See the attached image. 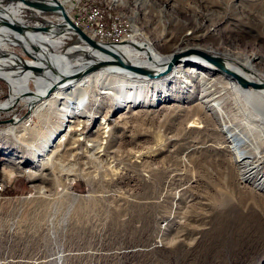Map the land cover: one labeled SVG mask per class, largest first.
I'll return each mask as SVG.
<instances>
[{"label": "rangeland", "instance_id": "374dc122", "mask_svg": "<svg viewBox=\"0 0 264 264\" xmlns=\"http://www.w3.org/2000/svg\"><path fill=\"white\" fill-rule=\"evenodd\" d=\"M30 1L62 5L77 25L63 0ZM77 5L102 12L99 34L131 26L135 38L128 40L133 32L123 31V44H114L120 37L94 39L78 26L93 40L126 45L132 56L120 52L131 64L153 67L148 54L167 59L210 48L230 56L237 67L236 61L258 58L259 75L251 76L264 80V0H77ZM0 15L48 28L38 31L40 38L63 39L52 55L90 47L73 44L79 36L61 11L0 0ZM6 30L0 26V32ZM3 45V52L33 61L24 49ZM39 65L45 69L37 84L47 90L61 71ZM210 67L215 71H203L206 83L176 78L153 98L121 108L100 94L114 75L104 78L85 95L88 112L97 116L83 124L87 138H68L50 165L41 164L34 148L60 126L56 108L37 114L36 106L30 112L23 98L7 109L10 91L11 99L39 91L32 82L22 90L0 76L9 84L0 80V182L7 184L0 191V264H264L260 117L245 98L220 81L212 83L222 72ZM207 87L211 94L205 98ZM103 119L109 129L99 135ZM95 141L94 153L89 145Z\"/></svg>", "mask_w": 264, "mask_h": 264}, {"label": "bare ground", "instance_id": "6f19581e", "mask_svg": "<svg viewBox=\"0 0 264 264\" xmlns=\"http://www.w3.org/2000/svg\"><path fill=\"white\" fill-rule=\"evenodd\" d=\"M19 1L23 2L22 0ZM63 1L65 2V5L71 9L69 2H66L65 0ZM94 14H99L98 10L95 11ZM7 23H14L24 27H32L14 18L0 15V26H8L10 29L0 32V76L12 78V84L21 87L22 90H25V88L28 87L32 82L39 91L37 93H33V96L21 93L19 96H16L13 99H11L12 93L10 91V100L8 99V105L6 104L7 109L11 108L15 102L25 98L28 100L31 107L30 112L36 106L39 107V109L37 108V114L39 112H42V114L49 113L52 109L56 108L58 118L61 120L60 126H58L56 129L57 131L51 134L52 136L50 135V138L44 140L40 145V148H34L42 165L51 164V161L59 151L58 148L65 144L68 138L75 139V141H83L85 138H87L85 136L86 131H84L85 126L83 124L89 125L90 120H95L97 116L88 112L85 95L90 93L92 88L99 84V82L104 81V78H109L111 74V76L114 75L111 85L110 83H107L109 86H104L103 89H101L100 94L104 95L102 97H107L110 100L112 99L115 106L121 108L128 107V105L133 101H146L149 98H153L159 88L165 87V85L169 82H172L173 79H184L183 83L187 84L192 83V81H195V79H205L206 83L209 80V77H207L203 71H215L213 67H210L211 64L207 63L205 60H203V58H200L199 56H185L181 60L183 63L180 62V64L174 66L175 69H173L168 75L157 79L148 78V76H141L133 70L120 66L117 63L118 60L125 62L133 68H137L145 72H159L163 71L167 67L171 57L167 59H157L151 54H148V56H150L149 62L151 64L153 63V67L134 65L131 64L127 59L128 57L132 56V53L127 50L126 45L118 46L117 48L113 47L118 59L102 50L94 48L93 50L91 46L84 48H71L67 50V54L65 53L62 55L58 52V55L56 56L52 55V53H56L57 50L63 46V39L56 38L53 40H48L46 38H40L38 34L39 32L37 30L27 28L22 31V33H17V31L12 29ZM75 26L78 27L77 25ZM129 28H131V26ZM131 32H133V36L128 40L135 38L134 31L131 30ZM27 34L31 36L35 42L33 43L35 49H33L34 51H29L30 39L28 38L29 36ZM100 34L104 33L101 32ZM90 37L94 38L93 36ZM119 37L120 34H112V39ZM62 38H67V34H64ZM80 39L83 40L82 38ZM126 39V37H123L121 43L118 42L114 44H123L125 41H127ZM3 43H10L24 49L25 53L29 55L33 61L27 63V61L18 54L10 51L3 52V48L5 47ZM197 47L203 49L201 46ZM120 49H124L121 52H124L126 56H128L127 58L120 52ZM206 50H208V52H204L205 54L209 56H214L211 55V53L216 54L217 56L215 55V57L220 58L228 70L241 77H244L251 83L249 87L252 88H243L238 82L235 81L236 79L234 77L233 78L235 80L231 78L232 76H229L223 72L219 73L213 82L211 81L212 83L215 81L222 82L228 89L246 99L247 103L252 107L255 117H257V119L260 117V119L257 120L259 129L256 131L262 132V135L259 133L258 136H264V80L257 78L255 79L253 76H251L252 74L259 75L260 70H257L258 67L255 65V61H257L258 58L252 57L243 61H236L238 64L240 63L239 67H237L235 66V62L229 58L230 56L228 57L227 54H218L210 48ZM187 57H196L199 60L194 58L188 59ZM10 59H16L19 61V63H15ZM41 62L50 69L61 71V74L56 78V81H54L52 86L47 90H44L41 83L37 84L38 81L44 76L42 72L44 71L45 67H43V65H39ZM32 63H38V65L33 66ZM98 63H104V66L83 76L84 71ZM187 64L191 66L186 67ZM35 68L41 69V71L37 72L35 71ZM97 72L102 73H99L97 76H92V74ZM115 75L123 78H117ZM166 77L168 78L165 79ZM0 80L9 85L4 79L0 78ZM254 85H258L259 88L254 87ZM15 92L18 91L13 90V93ZM210 94L211 90L207 87L205 89V93L203 92V96L206 98ZM254 119L256 120V118ZM101 124L99 125L97 131L99 132V135H104L108 132L109 126L105 119H103ZM253 131L255 130L253 129ZM98 144L99 143L95 141L93 144L89 145L90 147L95 148L93 151L94 153L97 151ZM68 172L71 173L72 171L68 170Z\"/></svg>", "mask_w": 264, "mask_h": 264}, {"label": "water", "instance_id": "95a60500", "mask_svg": "<svg viewBox=\"0 0 264 264\" xmlns=\"http://www.w3.org/2000/svg\"><path fill=\"white\" fill-rule=\"evenodd\" d=\"M23 2L27 3L28 5L37 8L43 12H55V11H61L64 15L65 20L67 21L68 25L70 26L71 30L73 31V34L75 36V34L77 35L78 38H73V44L75 43H79V42H85L87 43L89 46H91L94 49H99L102 50L108 54H110L111 56L117 58V55L115 53V51L113 50V46L109 43H103L100 41H96L91 39L89 36H87L80 28L76 27L71 20L69 19L68 15L65 12V9L63 8L62 5L57 4V5H49L47 3H45L44 1H30V0H22ZM12 29H14L17 32H22L24 31L26 28L27 29H33V30H37V31H44V32H49V29L46 27H24L22 25H18V24H14V23H7ZM61 35H64L63 33H61ZM82 38L83 40L79 39ZM185 56H199L200 58H203V60H205L207 63L211 64L212 66L216 67L218 70H220L221 72L234 77L238 83L243 87V88H247L251 85V83L245 79L244 77H241L235 73H233L232 71L228 70L222 60L218 57L215 56H209L201 51L198 50H189L187 52L184 53H178V54H174L171 57V60L169 61L167 67L163 70V71H157V72H145L143 70H139L137 68H133L131 66H129L128 64H126L123 61L118 60V64L122 67H125L127 69L133 70L136 73H138L141 76H148V78H161L163 76L168 75L174 68V66L178 65L181 60L185 57ZM118 59V58H117ZM104 66V63H98L96 65H93L92 67L88 68L86 71H84L83 76L87 75L88 73L92 72V71H96L100 68H102ZM35 71H41V69L35 68ZM76 79V78H75ZM254 87L259 88L258 85H254ZM6 123H10L9 121H5ZM4 123V122H2ZM0 122V124H2Z\"/></svg>", "mask_w": 264, "mask_h": 264}, {"label": "built area", "instance_id": "2783aa9c", "mask_svg": "<svg viewBox=\"0 0 264 264\" xmlns=\"http://www.w3.org/2000/svg\"><path fill=\"white\" fill-rule=\"evenodd\" d=\"M69 2L71 5V14L75 19L77 26H80L87 34L92 35L95 39L103 40L105 38L111 39L112 34H120V40L123 37V31L127 32V30L131 31L132 29L129 28L127 25H124L126 28L124 30L119 29L116 32L109 34H99V22L105 21L101 20V11L99 10V14H92V7H87L86 5H77V0H65ZM130 36V35H129ZM127 36V37H129ZM121 42V41H118ZM6 181L3 180L0 182V191H4L6 189Z\"/></svg>", "mask_w": 264, "mask_h": 264}]
</instances>
